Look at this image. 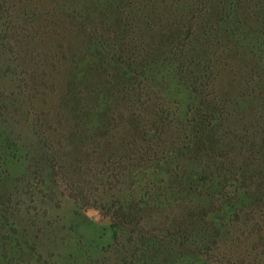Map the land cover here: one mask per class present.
Instances as JSON below:
<instances>
[{
    "label": "rangeland",
    "instance_id": "rangeland-1",
    "mask_svg": "<svg viewBox=\"0 0 264 264\" xmlns=\"http://www.w3.org/2000/svg\"><path fill=\"white\" fill-rule=\"evenodd\" d=\"M0 264H264V0H0Z\"/></svg>",
    "mask_w": 264,
    "mask_h": 264
}]
</instances>
